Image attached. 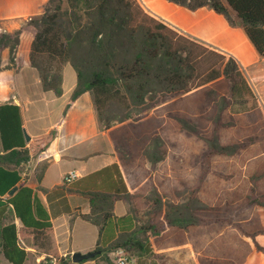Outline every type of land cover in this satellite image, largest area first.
Wrapping results in <instances>:
<instances>
[{
    "label": "trees",
    "instance_id": "1",
    "mask_svg": "<svg viewBox=\"0 0 264 264\" xmlns=\"http://www.w3.org/2000/svg\"><path fill=\"white\" fill-rule=\"evenodd\" d=\"M167 1L214 10L241 28L264 58V0ZM15 34L16 41L0 34V70L4 51L17 45L14 67L35 68L43 91L61 97L63 70L70 65L77 84L66 110L90 92L115 148L119 163L48 195L60 197L56 215L72 212L69 196L89 202V213L80 216L99 230L95 250L102 254L95 259L114 264L110 253L123 249L137 255V264H167L152 258L150 238L168 234L172 246L191 243L201 264H264V110L233 55L180 33L139 0H47L43 13ZM22 126L19 106H0L8 152L0 156V196L17 188L10 202L32 228L20 237L31 238L48 264H75L60 257L51 215L38 195L20 184L17 166L30 159ZM55 136L56 130L34 139L31 148L45 151ZM185 145L189 156L180 164L175 152ZM212 180L224 186L220 200L205 205L198 197ZM186 191L189 201L165 209V197L178 201ZM125 197L135 207L117 217L115 205ZM144 207H150L148 221L140 223ZM6 233L12 237L4 245L8 256V245L18 249L15 225L3 230L2 239Z\"/></svg>",
    "mask_w": 264,
    "mask_h": 264
},
{
    "label": "crops",
    "instance_id": "2",
    "mask_svg": "<svg viewBox=\"0 0 264 264\" xmlns=\"http://www.w3.org/2000/svg\"><path fill=\"white\" fill-rule=\"evenodd\" d=\"M139 2L147 12L180 33L224 54L233 55L241 64L245 75L252 80L255 90L257 89L259 95H263V99H259V102L264 110V58L259 56L241 28L231 27L224 16L207 7L191 11L167 0H139ZM46 3L47 0H0V21H7V24H11L12 21L40 15ZM230 38H235L237 45L229 44ZM240 45L242 47L239 51L237 46ZM5 54L6 52L3 53V57ZM3 60L5 61V58ZM69 68L72 67L67 65L63 70V95L57 97L52 92H44L43 89V95H24V82H19L20 76L28 69H36L32 67L15 68L13 64L11 66L2 65L0 106L17 105L20 107L23 134L25 130L31 138L30 142H27L24 135L26 148L30 150V159L27 163L17 166L21 176L20 184L33 189L35 195H38L51 215L60 257L72 260L75 253L86 254L96 249L99 230L80 216V214L89 213V202L82 196H69L68 203L72 212L56 215L55 213L60 208V197L55 195L49 199L48 195L63 187L64 177L71 171H75L78 177L82 178L106 166L119 163V161L108 132L99 120L90 92L80 96L66 110L77 84L76 74L72 73ZM55 130L56 136L45 151L36 153L31 148V142L34 139L49 135ZM7 153L3 149L0 135V156ZM1 167L7 168L4 165ZM12 191L5 196H0V234L5 228L15 225L18 237L17 248L25 251V255L16 248L12 250L11 245H8L7 256L4 245L5 242H11L12 237H9L11 234L6 233L2 239L0 235V264H16V262L18 264H48L46 255L33 248L31 238L20 237L23 229L31 230L32 228L26 227L17 216L10 202L17 188L13 194H11ZM134 207V203L125 197L115 205V215L123 217L131 213ZM169 238L168 234L160 238H150L153 247L152 258L157 260L155 255H170L172 252L176 254L179 252L175 256H180L184 253L183 250H188L190 251H186L188 257L198 256L196 262L201 264L199 254L194 251L191 243L175 247L172 246ZM109 256L112 261L111 253ZM171 262L176 261L170 259L167 264ZM77 264L107 263L100 258H94Z\"/></svg>",
    "mask_w": 264,
    "mask_h": 264
},
{
    "label": "rangeland",
    "instance_id": "3",
    "mask_svg": "<svg viewBox=\"0 0 264 264\" xmlns=\"http://www.w3.org/2000/svg\"><path fill=\"white\" fill-rule=\"evenodd\" d=\"M29 19L30 18L12 21L11 24L10 23L7 24V21H5V22L0 21V28L8 30V33H5V34H12L11 35L12 39L14 41H16L17 35L15 33L20 28H22L25 21L29 20ZM15 50H17L16 55L14 54ZM4 52H6V54L4 57L2 54V65L9 64V66H11L12 64L14 65L15 63H17L18 59L16 61L14 59L15 57L18 58V46L17 45L13 44V47L11 45V48L5 50ZM3 58H5V61L3 60ZM69 69L72 73H74V70L72 68H69ZM246 77H247V75H246ZM20 78H21V80L19 79V82L20 81L24 82V87H25L24 95H43L42 94L43 93L42 86H41V83H40V80L38 77V73L36 70L28 69L25 71V73L21 74ZM247 78H248V81H249L251 87L253 88L256 95L258 96V99H263V97H262L263 95H259L258 91H256L257 89L255 90V88L253 87V84L251 82L252 80H250L249 77H247ZM261 107H262V105H261ZM262 109H263V107H262ZM188 149H189V147L185 145V146H183L182 150H180L179 153L175 152V156H176L175 158H177L179 160L180 164L185 163L186 157L189 156ZM170 159H172V158L170 157ZM165 160L168 161V158ZM234 161L236 163L235 165L238 166L239 168H242L243 172H245V169L241 165L242 164L241 160L237 159ZM216 181H218V180L216 179ZM222 186H224L223 180H221L220 184H218L212 180V182L207 185L205 190L201 191V194L198 197L199 200L201 201V203H203L205 205H208V204L213 205L216 202H218V200H220V192L218 194H217V192L219 191V187H222ZM191 195L192 194L190 193V191H186L180 196L178 201H174L171 197H165V201H164L165 202V209L169 211V210H172L173 208H176V206L178 207L179 205H183L184 203L189 201V198L191 197ZM149 210H150V207H144L139 212L138 219H139L140 223H147V221H148L147 211H149ZM183 251H184V253H181L180 256H175V255H178L179 252L177 254H176V252H172V253H170V255L169 254H164V255L162 254L160 256L155 255V257L157 259L166 260L165 261L166 263L168 261H170V259H171L172 261H176L179 264H183V263L184 264H198L196 262V259H198V256H195L196 258L192 255H190V257H188L187 252H190V251H188V250H186L187 252L185 250H183ZM173 254H174V256H172Z\"/></svg>",
    "mask_w": 264,
    "mask_h": 264
},
{
    "label": "built area",
    "instance_id": "4",
    "mask_svg": "<svg viewBox=\"0 0 264 264\" xmlns=\"http://www.w3.org/2000/svg\"><path fill=\"white\" fill-rule=\"evenodd\" d=\"M8 33L6 29L0 28V34ZM17 50H15V55ZM15 61L18 59L17 57L14 58ZM78 175L75 171H71L64 177V182L71 183L72 181L78 179ZM111 258L114 264H137V258L130 253L126 252L123 249H119L111 253ZM53 264V263H51Z\"/></svg>",
    "mask_w": 264,
    "mask_h": 264
},
{
    "label": "water",
    "instance_id": "5",
    "mask_svg": "<svg viewBox=\"0 0 264 264\" xmlns=\"http://www.w3.org/2000/svg\"><path fill=\"white\" fill-rule=\"evenodd\" d=\"M24 135H25L26 141L30 142L31 138L29 137V135L27 134V132L25 130H24ZM14 192H15V189L11 192V194H13ZM101 254H102V251H100V250L91 251V252L86 253V254L75 253L72 257V262L75 264L81 263L83 261L94 259L97 256H100Z\"/></svg>",
    "mask_w": 264,
    "mask_h": 264
}]
</instances>
